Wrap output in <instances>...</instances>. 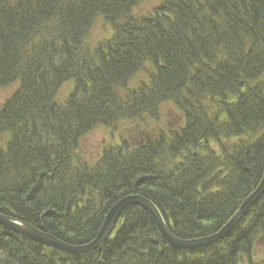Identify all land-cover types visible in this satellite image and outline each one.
I'll use <instances>...</instances> for the list:
<instances>
[{
  "label": "trees",
  "instance_id": "trees-1",
  "mask_svg": "<svg viewBox=\"0 0 264 264\" xmlns=\"http://www.w3.org/2000/svg\"><path fill=\"white\" fill-rule=\"evenodd\" d=\"M114 1L117 5L123 3L124 7L116 11L121 13L124 9L127 12L126 6L136 0ZM222 1L225 3V0H213V6L207 0L193 4L187 1L193 7L189 11L173 4L187 7L182 2L171 0L169 7L161 6L157 10L161 14L154 15L152 20L159 18L161 25L147 30L151 34L143 41L130 42L115 33L117 42H109L105 48L90 49L82 41L73 52L65 49L67 38L83 34L84 24L104 13L102 6L108 4L106 1L75 0L59 8L55 0H41L33 7L28 6V11L7 12L11 13L10 24L0 35V89H6L18 71L14 65L31 26L39 28L57 21L61 37L55 36L53 42L63 46L59 50L55 46L54 55L30 61L25 85L0 107V120L10 116L6 120L13 127L0 126V133L7 132L11 138L6 143L7 150H0V180L14 175L13 181L9 178L7 184L0 183V209L9 206L27 223L62 241L82 245L91 242L98 233L107 207L111 209L122 197L136 194L152 201L173 234L181 239L202 238L218 232L264 174V130L260 129L264 123V97L259 93L264 86H250L256 80L247 71L245 62L235 60L233 65L227 58L231 51L236 52L235 46H240L237 35L252 41L254 50L264 47V0H236L235 6L239 1L243 11L236 6L234 12L242 11L246 15L240 24L230 20L227 10L219 18L217 9ZM5 13L0 16L4 17ZM185 14V18H180ZM174 16L179 21L175 22ZM250 21L255 23L253 30ZM163 22L170 25L171 32L163 29ZM232 24L234 27L230 28ZM193 29L198 31L195 39L188 34ZM228 29L234 31V38L226 36ZM80 47L82 53L77 56ZM151 49L150 63L165 66L157 74L149 75L156 79L161 97L170 98L169 103L182 113L183 126L176 130L191 137V148L173 157L183 161L186 158L189 165L159 171L157 145L144 143V136L138 130L134 134L142 140L133 144L122 140L120 148L106 147L94 163L87 161L82 153L81 163L71 162L68 156L73 151L68 146L75 142L76 135L87 131L92 120L101 118L94 125L104 118L108 120L116 106L122 105L113 100L108 84L121 80L124 74L144 63L147 59L143 55ZM255 57L259 60L252 65L264 71V55L255 52ZM86 68L93 69V76L87 75ZM67 72L77 79L79 88L65 98L62 106L69 109L65 112L50 97L56 83ZM239 74L246 76L249 83L248 96L243 98L247 100L237 99ZM88 79L90 88L85 85ZM145 96L127 95L131 103L140 107L142 115L149 113V103L153 100ZM208 106L217 113L198 121L191 117L197 109ZM232 107L230 129L214 133L233 138L249 131L256 141L254 144L230 141L229 145L218 144L216 148L208 143L212 141L208 135L213 131L201 120L211 124V118L215 120L218 116L226 121L228 108ZM36 110L37 118L33 115ZM15 122L18 126H14ZM176 130L166 133L170 135ZM127 146L137 152L119 157L127 153ZM194 150H198V156L193 155ZM83 188L88 194H84ZM74 192L78 195L75 200ZM78 199L83 203L82 209L74 205ZM119 225L117 235L111 238L114 240H107L95 252L76 258L0 227V264H264V260H256L264 242V195L224 240L203 249L170 247L150 216L137 206L122 213Z\"/></svg>",
  "mask_w": 264,
  "mask_h": 264
},
{
  "label": "bare ground",
  "instance_id": "bare-ground-1",
  "mask_svg": "<svg viewBox=\"0 0 264 264\" xmlns=\"http://www.w3.org/2000/svg\"><path fill=\"white\" fill-rule=\"evenodd\" d=\"M40 1L41 0H0V14H4L6 11L4 17L0 16V20L3 19V22L0 21L1 22L0 23V35L3 32V30H5L6 28L9 27V24H10L9 20L11 18V15H10L11 13H7V12H10L11 10H15V11L19 10L20 12L28 11V6L31 5L33 7V5H37ZM100 1H102V0H100ZM103 1H106L108 3L106 6H102L104 8L103 9L104 13H102V15L99 14L97 16L90 18V22L91 21L92 22L88 23V24L87 23L84 24L83 29L85 31L83 32V34L76 35L73 38L68 37L66 40L67 45L65 46V49H67L69 51L71 49V52H73L74 50H76L81 45L82 41H84L83 45H87L89 37H90V33L92 32V30L94 29L96 24L98 25L99 23L101 24L100 26L102 27V29L104 31H107V30H110V31H109L108 35L106 34V36L103 37V40H101L97 43L98 45L95 48H97L98 46L105 48L107 43H109V42L116 43L117 38L114 37L115 33L119 36V38H123L127 41L129 40L130 42L131 41L132 42L133 41H139V40L143 41L146 38L145 36H147L148 34H151V33H147L146 32L147 30H149V29L152 30L151 27L155 28L157 25H161V21L159 18L152 20L154 15L158 16V14H161L160 11H157V10L160 9L161 6L163 8L169 7V2L171 0H158L159 5L156 8H152L150 13H148L147 15H145V14L139 15V8L142 5L146 4V2L149 3L150 1H155V0H136L135 2H132L131 4L129 3V5L126 6L127 9H129L127 12L124 9V10H122L121 13L116 12V11L124 7L123 3L117 5L114 0H103ZM178 1L182 2V4L186 5L187 7L178 6L179 4L176 3L175 5L177 7H179L180 9L185 8V9L191 11V9H193V7L187 1L192 2V4H193V3H196L197 0H178ZM74 2H75V0H55V3L59 8H63L64 5L73 4ZM207 2L211 6H213L215 4L213 2V0H207ZM235 2H236V0H225V3L223 1L220 2L219 3L220 6H218V9H217V11L220 13L219 18L224 16L225 11L227 10V13L229 14L231 21L234 20L239 24L242 23L243 20L246 18V15H243L242 4L239 5V1H238L236 4V6H237L236 7ZM5 4H7L6 10H4ZM235 7L237 9H241L242 11H240L239 14L234 12ZM195 11L196 10H194L193 12H195ZM186 15L187 14L182 15V16H180V18H185ZM124 16H125V18H123ZM174 19H175V22H177V20L179 21L178 16H174ZM249 25L252 29V26H255V23L250 21ZM233 27H234V24H232L230 26V28H233ZM195 28H197V26ZM163 29H165L168 33V32H171L172 28L170 27V25H167V23L166 24L164 23ZM228 31H229V34L226 36H231L232 38H234V33H233L234 31L232 29H228ZM228 31L225 33H228ZM195 33H198L197 29H193L192 33L190 31H188V34H189L190 38H192V39H195V36L197 35V34L195 35ZM55 36L61 37V31L59 29H57V21L56 22H49L44 27H39V28L32 27V26L30 27L29 32H27L26 36L22 40L23 48L20 49V56L18 57V61H17L16 65H14L15 69H16V67H18V69H16V70H18L19 72L18 71L15 72L14 76L12 77L13 80H11L10 84L5 87L6 89L10 88V87H12L14 89L9 98L14 96L18 92H20L21 86L25 85V81L28 78L30 61H32V60L37 61V60H39V58L43 59V58H45V56L54 55L55 50H53V49L55 46L57 47L56 50L61 49V47L63 46L62 44L57 46L53 42ZM191 36H193V37H191ZM237 38L239 39L238 41H240V46H235L236 52L231 51L230 52L231 54H228L227 58L229 59L230 63L233 65H234L235 60L237 62H241V61L245 62L244 64L246 65L247 71L249 72V74H253L254 76L252 78L254 80H256V81L251 82L250 86H257V85H260L261 87L264 86V82H262L260 80L261 76L264 75V71L258 70L255 66L252 65V64H255V62H257L259 60V58L255 57V52H258L260 54V56H263L264 53L261 51L264 50V47L258 48L257 50H254L255 46L253 45L252 41L242 39L241 36L239 38L238 35H237ZM252 40L255 41L254 39H252ZM248 47L250 49H248ZM89 48L92 49L90 46H89ZM95 48H93V49H95ZM26 51L28 53L25 55L24 52H26ZM152 51H153V49H151V51L150 50L146 51L147 53H144L143 56L146 57L147 60H145L144 63H141L140 65H138L139 67L131 69L129 72H127L128 74L127 73L124 74V76H122L121 80L117 79V81L113 82V84L112 83L108 84L107 88L110 91V94H111V97L113 98V100H115L117 102H121L124 107L129 109V111H127L122 105H120V106L118 105V106H116L114 111L109 115L108 120H105L106 118H104V119H102V121H104V122L99 121L95 125H94V123L97 122L98 120H100L101 118H99L95 121L92 120V123L90 124L88 130L87 131H84V130L80 131L75 137V142H72L69 144L68 150L70 152L73 151V153L69 154V156H68L69 160L71 162L73 161L75 163H81V159H80L81 145H82L83 140L90 133L98 131V130H103V129H107L108 132H114L118 126H120L122 124L127 125L128 123H131V122H134V124L136 125V129H138V131H140L143 134L144 143L150 142L153 145H157V149H156L157 150V152H156L157 153L156 154L157 159H156V161H157V165H158L157 169L159 171L163 170V168L169 169L170 167H172L170 165H166V163L168 161L173 162V160H174L173 156L175 154L181 153V152L185 153V151H187L188 149L191 148L192 142L190 141L191 140L190 135H188V137H187L184 133L178 132L177 130L174 131L175 133L173 132V133H170V135H168V134H165L166 133L165 131H160L159 129H153V131H149V130L145 129L146 127L149 128V125H151L150 122L153 120L152 117H156V115L159 114L158 112H159L160 106L169 104V100H170V98H162L161 97L162 93H160V90L157 87L156 79H154L153 76L149 75V73L145 70L146 67L149 66L152 69L151 72L153 74H157L159 72L160 68L165 66L164 63H158V64L150 63L152 61V59L150 61V57L152 56ZM81 53H82V48L80 47V51H78L77 56H80ZM81 59L82 60L84 59L86 61L87 58L81 56ZM218 65H219V62H217V68H218ZM97 70H99V69H97ZM85 72L87 73V75L93 76V69L86 68ZM151 72H150V74H151ZM140 73L147 76L143 79V81H141L142 80L141 78H138V75ZM66 74L67 75L64 78L62 77V79L60 81H58V83H56V85L54 86V88L51 92L50 99H51V102H53L55 105L60 106L61 109H63L65 112H68L69 109H67V107L65 108V106H62L65 103L64 98L65 97L68 98V96L71 94V92H77L79 87H77L78 86L77 79L75 77L69 75L68 72ZM67 76H68V78L65 79ZM238 80L240 83V88L237 90V95H238L237 99L239 100L242 98V100H247V99H243L246 96H248V91H249V83L246 80V76L242 77L239 74ZM85 85L88 88H90L92 86L90 79L87 80ZM64 90H66V94H63ZM157 91H158V94H155ZM60 93L63 94L61 98L59 97L61 95ZM136 93H139L141 96L146 95L148 98L153 97V100H151L149 103V107H148L149 113H147L146 115L140 114L141 113L140 111H142L140 109V107L135 106L136 103H131L127 98V95L130 96V95L136 94ZM259 93L264 97V90L263 89L260 90ZM111 97H110V100H111ZM4 103H5V101H4ZM156 104L159 106L156 107L155 106ZM211 110H212V112H211ZM233 110H234V107L228 108V111H227L228 116L226 117V121L224 119L219 118L218 116H216V118H215L216 121L218 120V123L214 119L211 118V124L212 125L208 121H207L208 123H204L201 120V123L203 125H205L206 128L213 131V132H210V134L208 135V136H210V139L212 141H210L208 136H206L207 137L206 140L210 141V142H208L210 145H213V146H217L218 144H222V145L228 144L229 145V142L232 139L240 138V137L246 135V133L245 134L242 133L243 135L234 136L232 138V136H227L225 134H215L214 133L215 130L223 132V131H228L230 129L231 117H229V115L233 114ZM214 111H215V109H213V108L211 109V108H209V106L204 108V110H202V108H200V109H197V111L194 112L191 115V117H193V119L195 121H198L199 119H201V117L204 118L206 115H209L211 113L212 114L217 113ZM33 115H34V117L37 118V117H39V112L36 110L33 112ZM9 117L10 116L6 115L4 117V119L0 120L1 128L13 129V127L8 125L10 122L8 120H6V119H9ZM20 117H21V115H20ZM263 118H264V116H263ZM13 122H14V120H13ZM13 122H11V125H13ZM14 124H15L14 126H18L19 123L15 122ZM263 124L260 126L261 130H264ZM191 134H192V131H191ZM252 136H254V135H252ZM250 137H251V135H250ZM0 139H1L0 140V150L4 152L7 150V145L5 143H7V141H10L11 138H9L7 132H4V134L0 133ZM246 139L248 140L249 138H246ZM125 140H127L126 141L127 143L133 144L137 141L142 140V137L140 135H137L135 137L133 136V137H130V138L125 139ZM112 141H114V140H112ZM244 142H247V141H244ZM121 143H122V141L120 143H117V144H115L113 146H109V147L120 148L119 145H121ZM231 143H234V142H231ZM248 144H254V142L248 141ZM165 148L167 149L166 151H165ZM125 152H127V153H123L119 157L129 156V154H133L137 151L135 150V148H129L127 146V148L125 149ZM119 153H121V152H118V154ZM184 153L182 155H185ZM99 157L96 158L95 160H90L87 157H85V158L90 163H94L99 159ZM184 164H185V166L189 165V160L185 158L183 161V165ZM12 174L13 173H11V175H6L5 179L3 181L0 180V183H3L4 185L7 184L9 178H11L13 181L14 175H12ZM263 178H264V174L262 175L261 181ZM261 181H260V183H261ZM259 184L256 187H254L252 189V191L244 199H248L250 197V195H252L254 192H256L257 189L259 188ZM83 192H84V194H88L87 190H85L84 188H83ZM130 195H132V194H130ZM127 196H129V195L122 197L120 200H122L123 198H125ZM73 197L75 200L78 197V195L74 192ZM118 202H116L112 206V208ZM100 204H103V202H100ZM74 205L77 206L78 209H82L83 203L80 201V199H78V200H76V203ZM241 206H242V204H240L238 208H240ZM129 207H133V206H129ZM129 207H127L126 209H128ZM4 208L7 211L0 209V227H2L3 229H5L7 231L10 230V231L16 233L17 235H19L23 238H27L23 234H19V233L13 231L11 228L7 227L6 225L2 224L3 221H9L12 224H17V225H21V224L25 223V224H27L28 227L32 228L33 231H36L40 234L42 232L49 234L48 232L42 231L41 229H39L34 224L27 223L25 220L19 218L16 215V212L13 210V208H11L9 206L4 207ZM111 209H109L107 207L103 213L101 212L102 218H101L99 226H98L99 229L97 228L98 233L93 237L92 240H96L98 238L99 232H100L102 226L105 224ZM157 209H158V207H157ZM159 212H160V210H159ZM122 213L119 215L118 221L113 226V229H112L109 237L106 238V241L107 240H114L111 238L113 237V235L114 236L117 235V232L121 228V226L119 225V220L122 216ZM232 217L230 219H232ZM241 220H240V222H241ZM223 227H224V225L222 226V228ZM50 235H52V234H50ZM52 236H54V235H52ZM54 237H56V236H54ZM206 237H202V238H206ZM56 238H58V237H56ZM27 239H29V238H27ZM32 241H34V240H32ZM34 242H36V241H34ZM62 242L66 243L68 245L79 246V245L72 244V243H69L66 241H62ZM39 244H41V243H39ZM41 245H43V244H41ZM45 247H48V246H45ZM48 249L53 250V251L60 253V254L69 255L70 257H74V258L84 257L87 254L92 253V252H90V253H85V254H67V253L61 252L60 250L55 249L53 247L52 248L48 247Z\"/></svg>",
  "mask_w": 264,
  "mask_h": 264
},
{
  "label": "water",
  "instance_id": "water-1",
  "mask_svg": "<svg viewBox=\"0 0 264 264\" xmlns=\"http://www.w3.org/2000/svg\"><path fill=\"white\" fill-rule=\"evenodd\" d=\"M264 192V178L259 184V188L256 192H254L248 199H245L242 203V206L238 209L236 214L232 217V219L216 234L199 239H191L184 240L179 237H176L170 232L162 214L159 212L157 207L153 204L149 199L141 196L132 194L129 195L122 200H120L109 212L108 218L105 224L102 226L99 236L96 240H92L91 242L73 246L68 245L58 238L46 234V233H38L33 231L32 228L28 227L27 224L23 223L21 225L12 224L9 221H3L2 224L11 228L13 231L23 234L30 240H34L38 243H41L48 247H53L55 249L60 250L61 252L67 254H85L90 253L102 246V244L106 241V238L109 237L113 226L118 221L119 215L129 206H137L142 208L145 212H147L154 224L156 225L159 233L163 237L164 241L171 247L182 249V250H196L211 246L223 238H225L232 229L238 224V222L243 218V216L248 212V210L254 205V203L260 198V196Z\"/></svg>",
  "mask_w": 264,
  "mask_h": 264
},
{
  "label": "rangeland",
  "instance_id": "rangeland-1",
  "mask_svg": "<svg viewBox=\"0 0 264 264\" xmlns=\"http://www.w3.org/2000/svg\"><path fill=\"white\" fill-rule=\"evenodd\" d=\"M174 3L176 4L177 2H173V4ZM158 5H159L158 0L150 1L149 3L146 2V4L142 5L139 8V15L141 14L147 15L148 13H150L152 8H156ZM123 18H125V16ZM100 25H101L100 23L98 25L96 24V26L90 33V37L88 40V46H90L92 49L98 45L97 43L99 41L103 40V37L106 36V34L107 35L109 34L110 30L104 31ZM145 70L148 73L152 71L151 67L149 66L146 67ZM145 77L147 76H145L142 73L138 75V78L142 79L141 81H143ZM260 80L264 82V75L261 76ZM13 90L14 89L12 87L0 90V105L1 104L3 105L4 101H6L11 96ZM66 90H64L63 94H66ZM63 94H61L59 97L61 98ZM222 103L223 105H227L226 102H222ZM158 113L159 114H157L156 117H152L153 120L150 122L151 125H149V128L146 127L145 129L149 131H153V129H159L160 131L169 132L170 130H176L181 125H183L182 113L180 112V110L175 104L169 103V104L160 106ZM134 130H138V129H136V125L134 124V122H131V123H128L127 125L122 124L118 126L114 132H108L107 129L92 132L83 140L82 145H81V153L88 159L95 160L96 158L100 156V154L102 153V150L105 147L113 146L117 143H120L123 139H128L130 137L137 136L134 134ZM246 135L240 138H234L231 140V142L238 143L242 141H247L248 143V141H253V142L256 141V136L255 135L252 136L253 135L252 133L248 132L246 133ZM246 138H249V139L247 140ZM216 148L218 147L216 146ZM192 153H194L193 154L194 156H198V150L196 151L194 150ZM167 165H170V166L183 165V158H178L176 160H173L172 163L168 161ZM167 226L170 229V226L168 225V223H167ZM170 232L173 234L171 229H170ZM184 240H191V239H184ZM256 260L258 261L264 260V242L261 244V247L258 250V253L256 255Z\"/></svg>",
  "mask_w": 264,
  "mask_h": 264
}]
</instances>
